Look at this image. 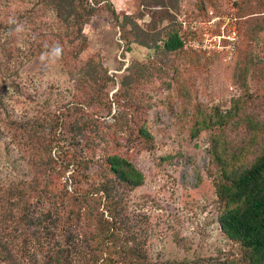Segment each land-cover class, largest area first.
<instances>
[{"label":"rangeland","instance_id":"rangeland-1","mask_svg":"<svg viewBox=\"0 0 264 264\" xmlns=\"http://www.w3.org/2000/svg\"><path fill=\"white\" fill-rule=\"evenodd\" d=\"M65 1L0 0V196L32 177L27 162L38 153L51 152L65 166L53 174V186L64 182L70 158L83 156L89 139L95 143L90 169L105 168L101 155L120 153L142 171L144 182L130 195L147 200L152 260L208 264L230 254L248 264L240 244L220 228L211 131L191 137L186 125L196 107L223 115L238 100L239 114L222 130L238 149L251 137L246 118L264 124V0H243L238 8L239 41L231 56L185 47L166 52L161 41L158 47L131 42L127 51L111 12L164 34L173 18L189 28L227 13L229 0H163L161 6L83 0L95 13L75 40ZM143 123L151 138L138 134Z\"/></svg>","mask_w":264,"mask_h":264},{"label":"trees","instance_id":"trees-1","mask_svg":"<svg viewBox=\"0 0 264 264\" xmlns=\"http://www.w3.org/2000/svg\"><path fill=\"white\" fill-rule=\"evenodd\" d=\"M157 1L160 6L166 5L163 0ZM65 3V22L73 18L70 39L83 37L82 26L95 9L83 0ZM111 12L127 51L131 42L158 47L156 42L161 41L159 47L174 52L182 49L190 36L185 20L177 22L173 18L162 34L154 26L145 29L126 14L119 20L113 8ZM58 15L62 17L60 12ZM241 105L234 101L223 115L196 107L190 112L186 129L191 137L203 130L211 131L209 150L221 177L216 188L222 202L220 228L227 238L240 244L248 264H264V141L256 148L264 137V124L246 118L251 137L238 149L222 133L239 114ZM137 132L142 138H151L145 123ZM87 141L83 156L71 157V163L66 156V163L73 169L64 182L53 186V174L65 166L58 165L51 152L48 157L38 153L27 162L32 177L0 196V264H159L147 251L152 227L147 224V200H133L130 195L143 184L142 171L120 153L101 155L105 168L90 169L95 143ZM251 151L255 154L249 160ZM198 263L178 260L168 264ZM207 263L239 264L230 254Z\"/></svg>","mask_w":264,"mask_h":264},{"label":"built area","instance_id":"built-area-1","mask_svg":"<svg viewBox=\"0 0 264 264\" xmlns=\"http://www.w3.org/2000/svg\"><path fill=\"white\" fill-rule=\"evenodd\" d=\"M241 0H229L227 13L215 14L208 20H198L187 30L190 36L185 40L184 47L207 51L225 50L230 56L234 54L238 41L237 15Z\"/></svg>","mask_w":264,"mask_h":264}]
</instances>
